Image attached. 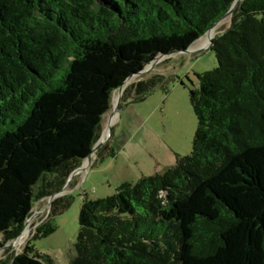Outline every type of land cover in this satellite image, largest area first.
<instances>
[{
	"label": "trees",
	"instance_id": "16d2710c",
	"mask_svg": "<svg viewBox=\"0 0 264 264\" xmlns=\"http://www.w3.org/2000/svg\"><path fill=\"white\" fill-rule=\"evenodd\" d=\"M235 1L0 0V248L90 155L113 92L159 54L186 50ZM209 49L218 66L189 90L191 152L85 198L70 264H264V0H241ZM167 81L131 83L118 108ZM72 201L54 199L0 264H54L31 240L52 234Z\"/></svg>",
	"mask_w": 264,
	"mask_h": 264
},
{
	"label": "rangeland",
	"instance_id": "374dc122",
	"mask_svg": "<svg viewBox=\"0 0 264 264\" xmlns=\"http://www.w3.org/2000/svg\"><path fill=\"white\" fill-rule=\"evenodd\" d=\"M229 25L230 18H227L215 31L225 30ZM217 66L215 53L208 47L166 55L155 62L150 72L129 79L126 87L151 75L163 74L168 78L167 91L156 88L144 100L131 105L132 122L126 123L125 127L121 123L115 126L109 141L100 147L108 143L102 158L94 160V154L91 155L86 170L71 177L66 193L72 196V204L50 219L55 227L52 234L31 240L37 252L50 258L54 264H70L75 256L79 211L85 198H103L113 194L122 183H136L143 176L163 174L176 164L178 157L191 152L197 119L189 90L198 86L196 74L212 71ZM110 112L103 116L102 129ZM109 150H113V156ZM49 210L47 198L34 203L26 220V236L0 248V260L6 254H17L22 250L36 226L49 220Z\"/></svg>",
	"mask_w": 264,
	"mask_h": 264
},
{
	"label": "water",
	"instance_id": "95a60500",
	"mask_svg": "<svg viewBox=\"0 0 264 264\" xmlns=\"http://www.w3.org/2000/svg\"><path fill=\"white\" fill-rule=\"evenodd\" d=\"M240 1H241V0H236V1L232 4V6L230 7V9H229V10H228V11H227V12H226V13H225V14H224L219 20H217V21H216V22H215V23H214V24H213V25H212V26L206 31V33L201 37V38H203V37L209 36V43H208V45H207L205 48H208V47L211 46V44H212V40H213V38L215 37V35H217L218 33H221V32L224 31V30H218L214 36H210V33H211L213 30H215L216 28H218V26H219L224 20H226L227 18H230V16L232 15L234 9L236 8V6L238 5V3H239ZM201 38H200V39H201ZM196 42H197V41H196ZM196 42H195V43H196ZM193 44H194V43H193ZM193 44H192V45H193ZM192 45H191L190 47H188L186 50H181V51H177V50H176V51L170 52V53H168V54H163V53H161V54H159L157 57L160 58V57H162V56H166V55L174 54V53H190V52H193V51L191 50ZM157 57H156V58H157ZM152 61H153V60H152ZM152 61L149 62L148 64L152 63ZM148 64H146L145 67H144L141 71H139V72H137L136 74L132 75V76L129 77L128 79H130V78H132V77H136V76L142 75V74L147 73V72H150V71L152 70V68L148 69V68H147V65H148ZM128 79L124 82V84H123L120 88H118L117 90H115V91L113 92V94H112L111 103H112V100H113V97H114L115 93H116V92L119 93V96H118V103H117V106H116V111H117L118 115L120 114V113L118 112V110H119L118 105H119V102H120L121 96H122V94H123V92H124V89H125V87H126V85H127V81H128ZM111 105H112V104H110V108H111ZM110 108H109V109H110ZM106 114H107V113H106ZM112 129H113V127H112L111 129H109V137H110V134H111ZM102 132H103V129L101 130V133H100L99 137L101 136ZM109 137L106 139L105 142L108 141ZM98 139H99V138H98ZM98 139H97V141L95 142V144H94V146H93V148H92V151H91L90 155H89L88 157H86L85 159L90 158L91 155H93V154H94L93 159L95 160V159L97 158V155H98L99 149H100V147H101V146H98V144H97ZM85 159H84V160H85ZM89 164H90V163H89ZM72 175H73V171H72L71 174L69 175L66 184H65L60 190H57V191L52 192V193L47 197L48 209H50L51 202H52L54 199H56V198H58V197H60V196H63V195H65V194H67V193H66V190H67L68 187H69V184H70V177H71ZM25 226H26V222H25V225H24V229H25ZM24 229H23V231H24ZM23 231H22V233H23ZM22 233H21L17 238H15V239H13V240L7 242L2 248L6 247V246H9V245H10V242L12 243L14 240L18 239V238L22 235Z\"/></svg>",
	"mask_w": 264,
	"mask_h": 264
},
{
	"label": "bare ground",
	"instance_id": "6f19581e",
	"mask_svg": "<svg viewBox=\"0 0 264 264\" xmlns=\"http://www.w3.org/2000/svg\"><path fill=\"white\" fill-rule=\"evenodd\" d=\"M215 34H216V31L213 30V31L210 33V36H214ZM199 40H200V39H199ZM208 43H209V36L203 37V38H201V40L199 41V44H200L201 46H202V45H203V46H205V45L207 46ZM198 46H199V45H198ZM163 57H164V56H162V57H160V58H159V57L155 58V59L152 61V63H150V64L147 65V68H148V69L152 68V66L155 64V62L161 60ZM130 79H131V78H130ZM128 81H129V79H128ZM128 81H127V83H128ZM118 96H119V93H117V95H116V94L114 95L113 100H112V103H111V104H112V105H111V108L109 109V110H111L110 113H112L113 116H116V113H117V111H116V106H117V103H118ZM108 112H109V111H108ZM108 112H107V113H108ZM114 120H115L114 117H113V120H112V121H111V118H110L109 123L113 122ZM109 129H111L110 124H108L105 128H103V132H102V134H101V136L99 137L98 142H97L98 146H101L102 144H104L105 141H106V139L109 137ZM89 160H90V158L83 160L82 163H81V165H80L78 168H76L75 170H73V175H72V176H74L75 174H78L79 172H81V171H83V170H86ZM85 165H86V166H85ZM72 176H71V177H72ZM71 177H70V179H71ZM26 233H27V225L25 226V229H24V231H23V233H22V235H21L20 237L24 238V237L26 236ZM12 243H13V242H12Z\"/></svg>",
	"mask_w": 264,
	"mask_h": 264
},
{
	"label": "crops",
	"instance_id": "0c3cea01",
	"mask_svg": "<svg viewBox=\"0 0 264 264\" xmlns=\"http://www.w3.org/2000/svg\"><path fill=\"white\" fill-rule=\"evenodd\" d=\"M201 40V39H200ZM200 40H198L196 43H194L193 45H192V47H191V50L192 51H197V50H202V49H204L205 47H206V45L205 46H201L200 44H199V41ZM199 45V46H198ZM133 104H135V103H132V104H128V105H126L125 107H124V109H123V111H121L120 112V114L118 115V113H116V116H113V114L112 113H110V114H108V120H107V124L105 125V127L108 125V124H110V126H112L113 124V128L115 127V126H118L120 123L125 127V124L126 123H129V122H132V116L131 115H133V113H131L130 112V107H131V105H133ZM112 116L114 117V121L113 122H111V123H109V120H110V118H111V121H112ZM112 132V131H111ZM112 134V133H111ZM111 134H110V136H111ZM109 139H110V137H109ZM109 139H108V141H109ZM86 166V165H85ZM76 175H78V174H76ZM75 176V175H74ZM71 183V182H70Z\"/></svg>",
	"mask_w": 264,
	"mask_h": 264
}]
</instances>
